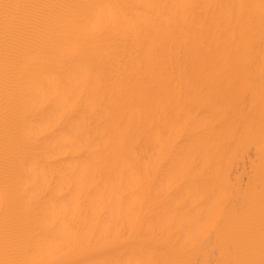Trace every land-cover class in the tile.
I'll list each match as a JSON object with an SVG mask.
<instances>
[{
  "label": "bare ground",
  "instance_id": "6f19581e",
  "mask_svg": "<svg viewBox=\"0 0 264 264\" xmlns=\"http://www.w3.org/2000/svg\"><path fill=\"white\" fill-rule=\"evenodd\" d=\"M0 264L264 259V0H0Z\"/></svg>",
  "mask_w": 264,
  "mask_h": 264
},
{
  "label": "snow or ice",
  "instance_id": "6c2138e0",
  "mask_svg": "<svg viewBox=\"0 0 264 264\" xmlns=\"http://www.w3.org/2000/svg\"><path fill=\"white\" fill-rule=\"evenodd\" d=\"M20 7H23L21 5H15V4H0V8H2L4 10V18H5V22L7 23L9 16H10V12L13 9H18ZM238 264H255L254 261H243V262H238ZM259 264H264V259H262Z\"/></svg>",
  "mask_w": 264,
  "mask_h": 264
}]
</instances>
